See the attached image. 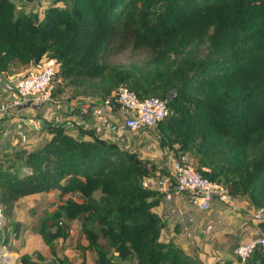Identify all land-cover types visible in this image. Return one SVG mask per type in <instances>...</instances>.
I'll list each match as a JSON object with an SVG mask.
<instances>
[{
	"label": "trees",
	"instance_id": "1",
	"mask_svg": "<svg viewBox=\"0 0 264 264\" xmlns=\"http://www.w3.org/2000/svg\"><path fill=\"white\" fill-rule=\"evenodd\" d=\"M45 60L55 64L50 98L114 102L120 86L140 100L167 98L160 146L264 208V0H53L42 17L0 0V74ZM43 130L37 145L0 155V248L19 231L20 200L55 195L31 214L51 257L24 252L15 264H74L55 249L72 221L80 264H264L260 245L245 260L206 262L164 240L153 210L164 193L143 185L152 166L114 143L76 140L61 124Z\"/></svg>",
	"mask_w": 264,
	"mask_h": 264
},
{
	"label": "crops",
	"instance_id": "2",
	"mask_svg": "<svg viewBox=\"0 0 264 264\" xmlns=\"http://www.w3.org/2000/svg\"><path fill=\"white\" fill-rule=\"evenodd\" d=\"M12 1L15 10L42 17L53 0ZM5 99L0 94V102ZM122 119V110L116 104L112 110L105 109L104 99L101 98L67 96L59 100L52 96L41 106L26 105L0 116V155L37 145L47 136L43 130L46 125L61 124L64 131L76 140L96 138L135 153L140 160L153 167L143 179L144 187L158 190L157 181L168 173L169 152L160 146L156 130L143 128L130 132L123 126ZM164 190V196L153 209L164 223L161 237L172 240L188 253L196 251L198 256L202 255L203 245H209L212 253L230 244L235 248L261 233L248 215L249 210L254 208L245 197L235 198L234 207L224 208L226 201L220 196L213 201L209 211L200 212L190 195L175 193L171 184ZM208 225L213 229L208 230ZM188 246L194 249L188 250Z\"/></svg>",
	"mask_w": 264,
	"mask_h": 264
},
{
	"label": "built area",
	"instance_id": "3",
	"mask_svg": "<svg viewBox=\"0 0 264 264\" xmlns=\"http://www.w3.org/2000/svg\"><path fill=\"white\" fill-rule=\"evenodd\" d=\"M54 72V61L45 60L19 77L0 76V94L6 98L3 103L0 102V116H5L11 109L26 105L41 106L48 102ZM115 104L122 110L123 126L130 132H138L143 128L158 132V124L169 114L167 98L148 97L140 100L124 86H120L114 93V102L104 100V107L107 110H112ZM168 164V173L157 181L159 191H165V187L171 184L175 193L190 195L200 212L209 211L213 201L220 196L226 201L224 208L235 206L236 200L227 193V190L217 182L202 176L189 162L187 156L173 157L169 153ZM202 170L207 171L206 168ZM248 215L258 224L264 221V208L249 210ZM3 220V206L0 205V227ZM207 229L213 228L208 225ZM257 245L264 246V236L261 233L258 237L236 245L233 254L235 258L245 260Z\"/></svg>",
	"mask_w": 264,
	"mask_h": 264
},
{
	"label": "rangeland",
	"instance_id": "4",
	"mask_svg": "<svg viewBox=\"0 0 264 264\" xmlns=\"http://www.w3.org/2000/svg\"><path fill=\"white\" fill-rule=\"evenodd\" d=\"M69 196L75 200H79V196L76 194H71ZM50 198L55 199V195H39L19 201L16 209L14 210V220L20 223V228L18 233L12 236L8 245L0 248V264L4 262L5 255H10L7 259L12 261V264H15L16 258L24 252L32 253L33 251H37L43 254L46 259L51 257V254L37 236L34 230L33 220L31 218L32 212L36 213V215H39L43 211V209L48 205ZM78 239L79 221H72L69 223L68 239L64 243L58 242L55 245L57 257L67 258L74 264H80L81 253L78 251L77 247L79 243ZM81 242L83 243L84 240H81ZM188 248V250L194 249L190 246H188ZM210 248L211 247L209 245H203L201 247L204 254L202 253V255H199V257L206 262H210L214 257L225 259H229L231 257H233V259L235 258L233 254L234 246L231 244L221 247L220 249H215V253H212V249L210 250ZM87 257V262L89 263L90 257Z\"/></svg>",
	"mask_w": 264,
	"mask_h": 264
},
{
	"label": "bare ground",
	"instance_id": "5",
	"mask_svg": "<svg viewBox=\"0 0 264 264\" xmlns=\"http://www.w3.org/2000/svg\"><path fill=\"white\" fill-rule=\"evenodd\" d=\"M9 256H10V255H5V256H4L5 259H4V262H3L2 264H12V263H11L12 261H10V260L7 259V258H9Z\"/></svg>",
	"mask_w": 264,
	"mask_h": 264
}]
</instances>
